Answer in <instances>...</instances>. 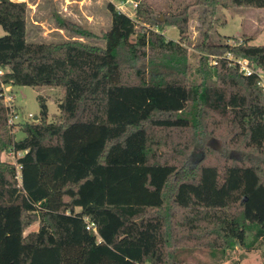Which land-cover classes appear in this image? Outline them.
Listing matches in <instances>:
<instances>
[{
    "label": "trees",
    "instance_id": "1",
    "mask_svg": "<svg viewBox=\"0 0 264 264\" xmlns=\"http://www.w3.org/2000/svg\"><path fill=\"white\" fill-rule=\"evenodd\" d=\"M120 1L137 4L136 18L109 4L97 46L29 43L26 0H0L3 82L63 94L53 123L43 97L38 121L13 126L0 100V264H181L178 251L195 248L264 257V91L225 58L264 74V45L203 40L199 85L189 83L186 48L192 6L264 9V0H192L161 12L149 0ZM171 27L179 42L163 35ZM215 117L228 129L218 159L188 160L183 134Z\"/></svg>",
    "mask_w": 264,
    "mask_h": 264
},
{
    "label": "rangeland",
    "instance_id": "2",
    "mask_svg": "<svg viewBox=\"0 0 264 264\" xmlns=\"http://www.w3.org/2000/svg\"><path fill=\"white\" fill-rule=\"evenodd\" d=\"M35 4L38 0H29ZM41 0V5L36 14L28 13L27 41L29 43H63L72 40H80L90 45L103 46L102 36L111 27V14L108 9L109 4L128 15L132 19L136 18V11L132 4L120 0ZM155 8L161 12L167 7L177 8L178 5L191 4L192 0H149ZM69 4V5H67ZM191 20L189 25V43L186 44L189 55V83L199 85L202 77L198 72V64L201 53L195 46L203 40L211 44L224 42L226 38H250L253 46L264 45V9H233V8H210L205 6H192L190 8ZM33 20L41 21L44 28L35 26ZM157 22L164 23L163 15H158ZM63 23V24H62ZM84 30L92 33L95 38H80L77 30ZM143 26H138V31H142ZM49 32V33H48ZM46 33V37L43 34ZM5 32L0 27V37ZM166 40L179 42V32L176 28H167L163 31ZM16 97L15 111L19 115V123L27 120L29 115H33V120L40 115V97L47 100L49 110L48 122L53 123L60 115L58 103L63 97L59 88H32V87H12ZM217 122V117L205 119L202 127L194 131L188 130L183 134V140L190 143L188 160L197 163L202 154L207 164L217 160V151L223 147L224 140L228 136V129L222 123ZM213 136H205L202 130ZM216 134V135H215ZM215 135V136H214ZM23 133H17V140L24 139ZM178 140V137L175 136ZM202 138V139H201ZM198 140H202L199 143ZM20 156V154H19ZM17 157L13 153H4L1 156L3 162L15 164ZM38 230V224L33 225L27 232ZM249 238V240H251ZM177 260L181 264H264L263 249L247 251L244 248L236 247L233 250L213 251L207 248H195L178 251Z\"/></svg>",
    "mask_w": 264,
    "mask_h": 264
},
{
    "label": "built area",
    "instance_id": "3",
    "mask_svg": "<svg viewBox=\"0 0 264 264\" xmlns=\"http://www.w3.org/2000/svg\"><path fill=\"white\" fill-rule=\"evenodd\" d=\"M123 3V2H122ZM130 4H132L134 6V8H137V4L134 2H128ZM125 4V3H123ZM227 60H229L232 65H236L240 68L241 72H243L246 76H251V75H257L260 83L259 85L262 87L263 91H264V74L263 73H258L256 72L251 66H250V62L247 59H239L234 57L232 54H228L225 57ZM214 65L217 64V62L214 59L213 62ZM6 71L0 69V100L9 108L11 109L12 113L10 115L9 118V124L11 126L19 124V115L18 113L15 111V100L16 97L13 94V90H12V86L11 85H7L3 82L2 77L5 75ZM33 115H29L27 117V120L25 121H32L33 120ZM88 222V220H86ZM87 230L88 231H92L95 234H97V228L95 226V224L88 222L87 224Z\"/></svg>",
    "mask_w": 264,
    "mask_h": 264
},
{
    "label": "crops",
    "instance_id": "4",
    "mask_svg": "<svg viewBox=\"0 0 264 264\" xmlns=\"http://www.w3.org/2000/svg\"><path fill=\"white\" fill-rule=\"evenodd\" d=\"M26 3H27V5H28L30 11H31L32 14L34 15V14L37 13V9H38V8L40 7V5H41V0H38V2L35 3V4H31L29 0H26ZM67 3H70V1L67 0ZM67 5H69V4H67ZM32 22H33V24H34L35 26H40L41 28H44V26H43V24H42L41 21L33 20ZM48 33H49V32H48ZM43 37H46V33L43 34Z\"/></svg>",
    "mask_w": 264,
    "mask_h": 264
},
{
    "label": "water",
    "instance_id": "5",
    "mask_svg": "<svg viewBox=\"0 0 264 264\" xmlns=\"http://www.w3.org/2000/svg\"><path fill=\"white\" fill-rule=\"evenodd\" d=\"M34 121H38V117H36V118L34 119Z\"/></svg>",
    "mask_w": 264,
    "mask_h": 264
}]
</instances>
